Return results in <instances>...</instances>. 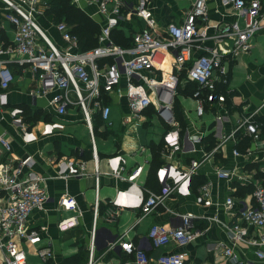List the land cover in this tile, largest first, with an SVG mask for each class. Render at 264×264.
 <instances>
[{
	"label": "crops",
	"instance_id": "obj_1",
	"mask_svg": "<svg viewBox=\"0 0 264 264\" xmlns=\"http://www.w3.org/2000/svg\"><path fill=\"white\" fill-rule=\"evenodd\" d=\"M70 1L98 25L100 32L105 17L98 12L94 0ZM122 1L127 8L122 10L118 26L111 31L110 38L114 44L130 47L133 45L134 35L144 23L133 15L136 0ZM193 2L194 0H152L150 8L155 19V32L165 38L167 23L181 22ZM206 2L210 26L232 20L230 10L220 0ZM1 10L0 2V12ZM39 22L52 40L62 47L63 42L56 32L57 23L53 18L45 15ZM13 34L12 26L3 22L1 39L9 41ZM98 34L95 35L93 47L98 44ZM251 42L252 47L248 52L229 53L223 57L222 64L227 71L226 82H220L217 87L225 86L224 93H221L225 96L224 102L219 105L218 102L205 101L201 115L196 113L197 103L193 97L195 90L187 89L189 84L194 83L186 80L185 70L178 71L172 54L167 53L161 70L146 73L149 78L157 80L178 76L172 110L181 143L185 140L180 151L170 154L164 143V133L175 127L158 116L156 96L150 88L152 102L137 116L131 113L124 96V78H121L116 90L102 95L103 102L110 106L108 121L102 120L98 111H93L92 114L99 171L97 199L90 135L80 110L70 106L67 113L57 115L54 107L49 104L50 94L37 96L35 99L30 95V91L39 87L38 79L28 70L11 65L15 79L8 89H0V134L9 142L11 149L6 151L0 144V163L13 165L18 159L31 157L33 162L30 170L43 179L47 192V200L42 209L33 211L26 222L29 230L38 232L39 241L35 244L19 242L26 252V264H84L88 259L90 231L94 223L95 257L100 264H119L123 258L128 259L115 245L119 237L137 241L146 235L153 224L178 227L181 215L185 214L193 215V226L197 230L195 239L185 246L170 242L164 247L149 249V264H155L156 258L161 254L178 251L186 254L185 264H264L257 260L255 248L250 245H231L226 228L236 220L243 206L253 203L251 193L239 192L238 185L243 188L252 186L240 177L251 174L256 182L264 181V148L243 127H239L243 118L253 115L260 129V137L262 135L261 138H264V124L257 120L264 116V23ZM221 48L227 50L230 45L228 42L223 43ZM77 49L79 50V43ZM108 60L105 58L102 63L105 64ZM14 108L22 109L21 125L13 122L10 111ZM223 111L226 115L219 127L220 135L216 136L214 118ZM51 121L61 122L63 128L43 135V124ZM23 129L34 133L36 140L25 142L21 137ZM231 133L233 135L229 137ZM198 136L200 142L192 147L189 140ZM220 137L227 139L198 168L189 194L171 193L153 211L143 214L141 202L148 191L158 192L160 189L157 176L160 184H164L166 171L161 168L156 176V170L164 162L184 167L191 159H202L204 153H210L219 143ZM152 146L159 151L157 159L160 164L157 166L152 165ZM193 148L195 150L192 152ZM234 149L240 152L238 157L233 155ZM72 162H84L87 174H71ZM241 167L243 169L240 172ZM219 169H235V172L232 178L220 179L216 176V170ZM116 172L119 176L115 175ZM207 182L210 202L198 203V188ZM64 196L76 199L75 212L62 209L60 201ZM227 197L234 200L231 210L224 206ZM9 198V193L0 189V203L6 204ZM95 200L98 202L96 218ZM73 215H78V223L60 231L57 226L59 220ZM257 232V229L248 228L249 235H256ZM40 247L50 249L51 257L40 258L36 253ZM227 247L231 248L230 256L224 254Z\"/></svg>",
	"mask_w": 264,
	"mask_h": 264
},
{
	"label": "built area",
	"instance_id": "obj_2",
	"mask_svg": "<svg viewBox=\"0 0 264 264\" xmlns=\"http://www.w3.org/2000/svg\"><path fill=\"white\" fill-rule=\"evenodd\" d=\"M0 89L6 90L15 79L11 65L28 70L38 79L39 87L30 91L35 99L37 96L50 94L49 104L54 107L57 115L67 113L70 106L78 107L90 135L92 157L94 161V189L97 199L99 188V171L97 168V152L93 134L92 114L98 111L105 122L109 119L110 106L103 102V94L117 89L121 78L126 81L124 96L134 116L139 115L152 100L149 88L156 96L157 114L172 127L163 135L164 143L170 154L182 150L180 133L172 110L178 76L169 79L149 78L146 73L161 70L166 55L172 54L174 65L178 71H186V80L196 84L193 97L196 99V113L204 112V102H218L221 105L225 96L216 93L217 85L226 82V69L222 64L223 57L229 53L248 52L252 47V39L264 23V0H220L230 10L232 20L221 21L214 26L209 25V13L206 0H194L184 19L169 22L165 26V38L155 32V19L150 5L152 0H136L133 15L140 19L144 26L134 35L133 45L122 47L111 41V31L118 26L122 10L127 5L122 0H94L98 12L105 17L100 27L97 46L88 50H78V38L70 32V27L59 22L55 25L63 46L57 45L41 26L40 19L49 8L47 0H0ZM9 23L14 31L9 41L1 39L3 22ZM210 28V29H209ZM229 43L230 48L223 50L221 44ZM195 51L198 53L195 54ZM108 58L110 62L102 63ZM13 122L22 124L21 108L10 111ZM225 111L215 115V135L219 136V127L224 120ZM243 127L260 147L264 148V138L260 137L258 123L253 115L242 119L239 127ZM61 122L51 121L43 124L42 134L46 135L55 129H62ZM25 142L36 140V135L23 129L21 134ZM233 133L230 134L231 137ZM227 137H220L210 153H204L202 159H191L184 167L172 162H164L156 170V176L164 168V184L158 192L148 191L141 202L143 214H148L163 203L171 193L189 194L192 179L203 161L217 151ZM194 147L200 142V136L189 140ZM0 144L10 151L9 142L0 134ZM195 149H192V152ZM247 151H249L247 149ZM238 157L240 152L233 150ZM33 160L27 156L18 159L13 165L0 163V189L9 193V201L0 203V254L1 264H26V252L19 242L35 244L39 241L36 230H29L26 222L35 210H41L47 200V192L43 179L30 170ZM70 173L84 176L85 163L72 162ZM241 167L239 171L241 172ZM232 171L216 170L220 179L232 178ZM119 176V173H115ZM237 176V175H236ZM245 183L252 185L253 203L239 210L236 220L226 226L231 245L244 243L255 248L254 255L264 262V181L253 180L251 174L240 177ZM198 203L209 204V183L198 188ZM98 202L95 200L94 217L97 215ZM234 205L232 197H227L224 206L231 210ZM60 206L67 212L77 210V201L72 196H64ZM193 215H181L178 227L153 224L147 233L137 241L124 240L119 237L115 242L120 253L128 259L119 264H149V249L164 247L170 242L185 246L195 239L197 230L192 222ZM213 220H215L213 218ZM78 223V215L59 220L58 229L67 230ZM248 228L257 229V234L249 235ZM95 223L90 231L88 259L84 264H100L95 257L94 238ZM37 255L42 258L51 257L50 249L38 248ZM230 256L231 248L224 249ZM186 254L182 251L159 255L155 264H185Z\"/></svg>",
	"mask_w": 264,
	"mask_h": 264
},
{
	"label": "trees",
	"instance_id": "obj_3",
	"mask_svg": "<svg viewBox=\"0 0 264 264\" xmlns=\"http://www.w3.org/2000/svg\"><path fill=\"white\" fill-rule=\"evenodd\" d=\"M49 8L46 10V16H51L55 23L64 22L70 27V32L77 36L79 43V50H88L93 48L95 45V35L99 32L98 25L91 20L88 16H86L83 11L74 6L70 0H48ZM110 62V60H108ZM196 89V84H189L187 89ZM225 86L219 85L217 87L216 93H224ZM259 123L264 124V116H260L257 118ZM264 132V130H262ZM262 137V135H261ZM153 148V163L152 165H159L157 159V153H159L156 147ZM159 163V164H158ZM156 168V167H155ZM239 192L251 193L253 190L252 186L242 187L238 185ZM124 257V256H123ZM125 259V258H123ZM122 259V260H123Z\"/></svg>",
	"mask_w": 264,
	"mask_h": 264
},
{
	"label": "rangeland",
	"instance_id": "obj_4",
	"mask_svg": "<svg viewBox=\"0 0 264 264\" xmlns=\"http://www.w3.org/2000/svg\"><path fill=\"white\" fill-rule=\"evenodd\" d=\"M151 132V131H150Z\"/></svg>",
	"mask_w": 264,
	"mask_h": 264
}]
</instances>
